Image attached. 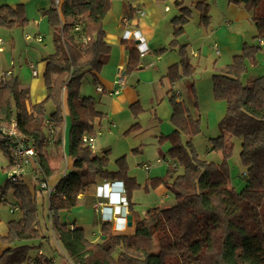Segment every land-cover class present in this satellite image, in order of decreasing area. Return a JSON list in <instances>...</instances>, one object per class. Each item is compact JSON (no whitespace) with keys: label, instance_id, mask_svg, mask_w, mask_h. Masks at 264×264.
Listing matches in <instances>:
<instances>
[{"label":"trees","instance_id":"1","mask_svg":"<svg viewBox=\"0 0 264 264\" xmlns=\"http://www.w3.org/2000/svg\"><path fill=\"white\" fill-rule=\"evenodd\" d=\"M242 6L255 27L254 40L264 37V0H228ZM56 8L51 1L42 10L54 36L55 52L43 59L45 99L27 108L28 91L20 87L17 77L5 72L0 78V127L17 124L24 145L37 154L34 181L49 180L55 174L50 168L52 153L60 152L64 144L65 111L70 118L68 155L72 160L48 196L50 229L72 264H264V76L247 84L243 76L258 62L264 45L244 43L240 53L233 56L224 72L212 75L214 99L225 101L226 111L219 124L220 135L210 139L209 152L221 154L220 163L199 158L192 138L201 134L200 120L172 90L167 91L171 107V134L160 137L169 148L164 160H172L181 173L170 176L166 189L171 205L149 209L144 217L134 211L130 203L129 185L125 186L128 209L133 221L132 234H114L110 223H101L100 238L91 240L85 229L62 218V212L78 206V197L97 184V180L115 181L126 178V170L109 172V150L96 155L82 137H96L95 122L104 117L93 96L81 97L80 87L85 75L91 74L92 85L110 53L103 20L111 7V0H59ZM178 15L172 20L173 39L170 51L179 55V62L171 66L166 78L170 85L194 75L187 44L182 43L185 26L199 12V23L207 27L209 5L200 1L193 8L177 2ZM29 19L23 4L0 5V29L26 27ZM79 27L76 31L75 28ZM90 38L82 46L79 38ZM258 41V42H259ZM163 48L160 52L167 50ZM126 72L138 65L134 48H128ZM263 52V51H262ZM51 102L55 110L46 114L45 105ZM134 115L139 106L132 105ZM136 125L132 126L135 127ZM0 149L8 157L7 169L13 164L15 143L1 138ZM181 136L186 141L181 140ZM240 140V159L245 167L244 185L237 191L231 185L228 159L233 150L230 138ZM140 187V185H135ZM11 193L19 210V219L7 223V234L0 243L10 247L0 257V264H55L52 257L36 253L38 246L22 244L47 238L36 209V198L19 178L0 185V204L7 203ZM91 199V198H90ZM95 200V199H94ZM92 204L93 199H91ZM21 244V245H20ZM38 252V251H37Z\"/></svg>","mask_w":264,"mask_h":264},{"label":"rangeland","instance_id":"2","mask_svg":"<svg viewBox=\"0 0 264 264\" xmlns=\"http://www.w3.org/2000/svg\"><path fill=\"white\" fill-rule=\"evenodd\" d=\"M44 3L45 7H48L50 5V0H39L37 7L34 6V3L27 5V16L30 22L26 27L0 29V39L3 42V51L0 52V78L5 72H9L20 81L23 76L26 75L23 70L26 68L29 69L28 63L33 62L34 66H36L35 69L39 70L38 65L43 62V59L50 55L51 51L52 53L53 50L55 52L51 37L49 35L44 36V15L41 10L44 9ZM174 12L175 11L173 10L172 15H174ZM198 18L199 17L194 14V18L190 22L196 19L198 20ZM41 21H43V24H40ZM36 24H40V28L36 27ZM106 27H108V25H106ZM170 28V32L172 34V26H170ZM196 28L197 27H195L191 33L186 32L185 35H183V38L181 37L180 39L182 42L188 41V43H190L189 47H192V49L198 53V43L194 44L193 42V39L199 36ZM36 30H38V32H36ZM247 30L253 31L251 34H254V37L256 36V30L250 23H247L242 29V31L247 34L246 40H249L251 44L258 45L260 41L264 42V37L260 41L254 40L253 36H250V33L246 32ZM27 36L29 39L26 38ZM36 38H41L42 41L37 42ZM172 39L173 34L165 48L169 49V43ZM215 46L217 45H214V50H216ZM169 51L170 49L163 52V61L161 64L168 58ZM262 51L264 52V46L259 51L258 62L255 65L250 66L247 73L243 76V84H247L257 77L264 76V61L260 59ZM204 55V51L201 50V67L199 71H197V73L189 79H182L174 83L173 91L175 93L176 91H179V93L181 92V95L184 97L183 101L189 108L190 113L193 116L198 117L200 120L201 134L192 138L193 145L199 155V158L208 162L220 163L222 161L221 154L218 152H209L208 150L210 147V139L216 138L220 135L219 124L225 115L226 103L225 101H218L214 99L212 94V75L214 73H220L225 65L231 63L233 57L223 56L221 58H217L213 52L209 54L208 58ZM177 57H179L178 54ZM188 58L192 64H194L197 60L196 58H191L189 55ZM158 60L159 58L154 61L157 62ZM214 60L217 61L214 62ZM216 63L217 65H215ZM27 77H30V73H28ZM196 77H198V79ZM38 79L42 80V82L44 81L42 75H39ZM190 84L193 85V88H191ZM165 85L166 88L169 89L170 81L165 79ZM141 88H143V90H141L142 101L140 100L142 110L137 115H134L130 109L126 107L123 114L113 115L112 119L114 118L117 121L119 127L128 119H130V123L125 129H116L115 127L117 124H113V129L108 130L103 125L101 132L94 137L93 151L96 155H100L102 151L108 149L110 151L109 163L117 168L123 166L126 170V174L129 172L130 175L135 178L129 182V200L131 204H134L133 208L138 216L144 217L149 209L171 205L172 200L170 198V194L167 193L166 198L161 199L159 196V189L166 187L165 183H169L170 176L180 174L181 170L177 169L175 172L169 171L164 173L168 170L165 165H162L165 171L160 175L158 173L156 174L160 178L153 180L155 178L149 176L151 167L152 170L157 168L154 167L155 161H163V157L168 148L167 144L160 143V134L163 136L171 134L173 127L170 121L171 107L168 100L165 98V95L163 94L162 99L156 101V96L151 94L150 86L145 85ZM79 92L81 97H87L94 93V87L89 75L84 76ZM45 110L46 114L49 115L54 112L55 107L51 102H48L45 105ZM64 115L66 117L65 113ZM135 123L137 125L132 127ZM161 130H163L164 133ZM181 140L185 142L186 138L181 136ZM230 140L233 142V150L227 163L229 167L231 185L239 191L244 185L245 180L243 178V174L245 172V167L240 159V140L234 137L230 138ZM62 155L63 153L57 151L56 153H53L52 157L55 161L54 171L64 173V171L68 169V158L65 156L64 159ZM7 158L8 157L5 152L0 149V159L2 162H6ZM143 166H147L149 171H145ZM48 181L49 180H46L51 187H55L58 183L57 181L56 184L53 185ZM135 185H140V187H135ZM32 186L35 192V202L39 220L42 228H44V236L47 238V240L38 247L36 253L38 250H41L44 255L52 257L55 264H72L61 244L56 241L51 230L46 229L47 226L50 227L47 211L48 194L40 192L39 182L37 180H33ZM92 189H94V186L89 187L87 192L79 196L78 201L82 200L83 196H89V193H92ZM14 202L15 200L13 199L12 194L9 193L7 195V203L3 206L5 209H8V207H10L9 205ZM20 215V211L17 210L14 215L10 216L13 219H19ZM62 217H64L65 221L69 223L74 221V215L71 213H66L64 216L62 214ZM99 228H101V226ZM128 228L129 227L126 224V227L123 231L121 230L119 234H127L126 231ZM84 229L89 239L94 240V238H96V241L100 238V229L93 226H85ZM92 233L96 236L91 237Z\"/></svg>","mask_w":264,"mask_h":264},{"label":"crops","instance_id":"3","mask_svg":"<svg viewBox=\"0 0 264 264\" xmlns=\"http://www.w3.org/2000/svg\"><path fill=\"white\" fill-rule=\"evenodd\" d=\"M38 1L39 0H0V5L14 6L18 4H23L26 10L27 5L30 3H34V6L37 7ZM200 1H204L209 5L208 26L207 27L202 26L199 23V18L198 20L197 19L193 20L194 22L193 21L189 22L185 26V33L186 32L191 33L193 29L197 27L196 29H197L199 36L195 37L193 39V42L194 44L195 43L199 44V45L197 44L199 52L197 53L196 51L192 49V47H189L190 43H188V41L182 42L184 44H187L188 46L187 47L188 55L191 58L197 59L196 62H194V64H192L189 60L190 64L194 67V70H195L194 74L197 73V71H199L201 67V62H200V51L201 50L204 51L205 53L204 56L206 58H208L209 54H211L212 52L217 58H221L223 56L233 57V55L240 53L244 43L246 42L251 43L249 40H246L247 34H245L242 31V29L247 23L251 24L250 17L242 6L231 4L229 3V1H225V0H111L110 10L103 20V27L106 33L105 39L108 45L110 46V53L108 55L105 65L102 67L98 75L97 86L96 87L93 86L94 93L89 95V96H93L97 98V100L99 101L98 108L101 112L104 113V117L101 120H97L95 122L97 134L101 132L103 125L108 130L113 129L112 128L113 124H117L115 127L116 129L126 128V126L130 123V119L125 121L119 127L117 121L114 118H113L114 120L112 119V116L121 115L125 112L126 107L130 109V106L136 105V104L139 106L140 111H141L142 108H141L140 102L142 101L141 100V90H143V88H141L142 86H145V85L150 86L151 94L152 95L154 94L156 96V101L161 100L163 94L165 95V98L168 100L166 93L171 88L173 90V86L170 85L169 89L166 88V85H165V79H167L166 75L168 73L169 68L177 64L180 58L177 57L176 52L169 51L168 58L166 59L164 63L161 64V62L163 61V56H162L163 53H161L160 51L167 46L168 42L171 39V36H172L170 32L171 31L170 26H172L171 20L176 15H178V7L176 6V3L180 2L183 4V6L193 8L195 4ZM51 4L52 3L50 0V5ZM50 5L48 7H45V3H44V9H48ZM44 9H41V10H44ZM139 9L143 11L144 13L143 16L137 15L136 10H139ZM173 10L175 11L173 13L174 15H172ZM192 14H193V18H194V14H196L197 17H199L198 11L193 10ZM26 15H27V10H26ZM123 18L129 19V26L127 29L132 32L138 30L140 33L139 36H141L142 41L146 43V45L148 46L149 53H147L143 57L139 56L138 51L136 49L138 40L135 41L133 38L126 40L123 38L124 28L121 24V20ZM40 24H43V21H41ZM40 24H36V27L40 28ZM106 25H108V27H106ZM36 32H38V30H36ZM246 32L250 33V36H253L254 38V34H251L253 33V31L247 30ZM45 35L47 36L49 35L51 37V41L54 45V36L52 33V29L48 25L47 19L44 16V36ZM214 44H216L218 47V53L216 52V50H214ZM54 48H55V45H54ZM128 48H134L135 54L138 57V65L136 69L131 72H126V66L129 60ZM53 53H54V50H53ZM53 53L51 51L50 55ZM260 55H261L260 59L263 60L262 54ZM158 58H159L158 60L159 62L154 61L155 59H158ZM216 61L217 60H214V62ZM30 64H33V62L28 63L29 69L26 68L23 70L26 75H24L22 80H20L21 82L19 81L20 87L28 91V95H27L28 99L26 101V105L28 109H30L32 105L43 101L46 96L44 81L42 82V80L38 79L39 75H42V76L44 75L45 62H42L41 64L38 65L39 70L35 69L36 66H34L33 64L34 70H36L38 73L37 76L32 75V68L30 67ZM215 65H217V63ZM227 65H225V67ZM225 67L221 70L220 73L224 72ZM119 69H121L123 72L124 79H125V86L118 95H112L111 92L117 88V86L114 84V81L118 74ZM28 73H30V77H27ZM88 75L91 77V80H92L91 74H88ZM196 78L198 79V77ZM184 79H189V78H184ZM190 86L191 88H193L192 84H190ZM98 87L102 88V91H98L97 90ZM176 94L179 97L178 99L183 101L184 97L181 95V92L179 93V91H176ZM65 114H66V117H65V124H64V144H63V147L61 148L60 153H63L62 157L64 159H65V156H67L68 169L66 171H69L72 166V160L70 159L68 155V146H69V141H68L69 132L68 131L70 128V125H69L70 118H69L67 111H65ZM134 125H137V124L135 123ZM161 131L163 132V130ZM160 136H163V135L160 134ZM51 153L53 156L54 151L51 150L49 154ZM52 156L49 160V166L51 169L55 170L54 168L55 161ZM7 164H8V158H7V161L4 163L0 159V185H4L7 180V171H8L6 167ZM154 165H155L154 167H157V168L155 170H152V167H151L149 176H152L153 178H155L153 180H157L156 178H160V177L157 176L156 174L158 173L160 175L165 170L163 168L164 166L163 164H159L155 161ZM36 167H37V164L34 162V160L30 161L28 165L25 167L24 172L20 176V179L28 186L30 192L34 196H35V192L33 190L32 183L35 178ZM107 170L109 172H118L119 168L112 166L109 163ZM167 170L168 171H165L164 173L169 172V171L175 172V170H169V169ZM62 173L63 172H60V171L56 172L52 176V178L49 179L48 182L53 185L56 184L58 179L62 176ZM126 178H128L129 180L135 179L133 176L130 175L129 172H127ZM107 181H110V180H105V181L97 180V184L94 185V189H92V193H89V196H83V199L79 201L78 206H76L75 208H72L69 211L62 212L63 216L66 213L73 214L74 221L72 223H74L76 226L81 227L83 229L85 226H93V227H96L97 229H100L99 227L101 226V223L103 222L101 221L100 216L98 214H95L94 211L92 210L93 202L92 204L89 205L90 202L88 201H90L91 199L95 201L94 200L95 199L94 198L95 187ZM115 181H122L124 183V187L126 185L127 186L129 185V183L128 184L125 183L124 178H120ZM43 192L45 191H42L41 193ZM165 193L166 194L169 193L166 187L159 189L160 197L164 195ZM4 204L6 203L0 204V236H5L7 234V223L11 220H14L13 218H11L10 215H14L15 212L17 211V210L13 211L12 210L13 207L11 205H9L10 207H8V209H5L3 206ZM127 211L130 213L129 209ZM62 218L65 220L64 217ZM133 227L134 226L132 222V226L128 228L126 233L132 234L134 231ZM117 228H118V223L115 222L111 226V231L114 234H119L121 231L117 230ZM94 236L96 235L92 233L91 237H94ZM95 239L96 238H94V240ZM22 244H28V245L33 244L38 247L42 245L40 244V241H30V242H26ZM10 247H14V246H10ZM10 247L0 243V257L4 253V251H6Z\"/></svg>","mask_w":264,"mask_h":264},{"label":"built area","instance_id":"4","mask_svg":"<svg viewBox=\"0 0 264 264\" xmlns=\"http://www.w3.org/2000/svg\"><path fill=\"white\" fill-rule=\"evenodd\" d=\"M53 1L54 6L57 8L60 4L59 0ZM137 15L143 16L144 13L142 10H136ZM121 24L124 28L123 38L130 39L133 38L135 41L138 40L136 49L140 57H143L149 53L148 46L142 41V38L138 30L129 31L127 28L129 26V19L123 18ZM76 31L79 30V27L75 28ZM29 39V37H26ZM37 42H41V38H36ZM79 43L84 46L88 44L90 38L87 36H82L79 38ZM2 40L0 39V52L3 51ZM261 45H264L263 41L259 42ZM215 45V44H214ZM216 52L218 53V48L215 46ZM262 58L264 60V52H262ZM32 68V75L37 76L38 73L34 70L33 64H30ZM7 76H10L11 73L7 72ZM114 84L117 86L115 90L111 92L112 95H118L125 86V79L121 69L118 70V74L115 78ZM98 91H102V88L98 87ZM1 138H9L10 141L15 143L14 148H12L13 164L10 169L7 171V180L10 182H15L24 172L25 167L30 161H33L37 164V154L35 150L31 147H26L24 145V138L18 133L17 124L15 121H12L8 127H0ZM82 142L85 143L92 151L94 149V137H82ZM159 164H163L169 170H176L177 164L172 160L157 161ZM145 171H149L147 166H143ZM64 176V173L62 174ZM40 187L50 196L54 192V187L48 185L46 181L40 183ZM166 193L161 196V199L166 198ZM95 201L92 204V210L95 214L100 216V219L104 223H110L111 226L116 222L118 223L117 230H123L127 224V216L129 215L128 210V200L125 195V187L122 181H107L101 185H97L94 190ZM41 250H38L37 253H41Z\"/></svg>","mask_w":264,"mask_h":264},{"label":"water","instance_id":"5","mask_svg":"<svg viewBox=\"0 0 264 264\" xmlns=\"http://www.w3.org/2000/svg\"><path fill=\"white\" fill-rule=\"evenodd\" d=\"M127 221H128L127 226L131 227L132 226V216L130 214L127 216Z\"/></svg>","mask_w":264,"mask_h":264}]
</instances>
